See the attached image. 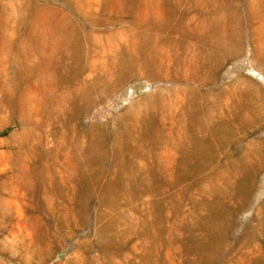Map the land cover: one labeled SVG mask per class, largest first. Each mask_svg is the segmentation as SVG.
Returning a JSON list of instances; mask_svg holds the SVG:
<instances>
[{
    "label": "rangeland",
    "instance_id": "obj_1",
    "mask_svg": "<svg viewBox=\"0 0 264 264\" xmlns=\"http://www.w3.org/2000/svg\"><path fill=\"white\" fill-rule=\"evenodd\" d=\"M0 264H264V0H0Z\"/></svg>",
    "mask_w": 264,
    "mask_h": 264
}]
</instances>
